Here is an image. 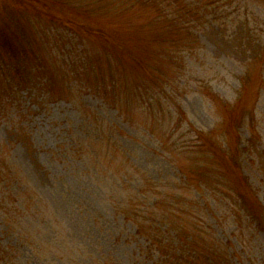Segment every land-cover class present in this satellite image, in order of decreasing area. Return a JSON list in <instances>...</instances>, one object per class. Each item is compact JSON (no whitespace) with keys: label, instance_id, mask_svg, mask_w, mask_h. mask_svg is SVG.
Returning <instances> with one entry per match:
<instances>
[{"label":"rangeland","instance_id":"374dc122","mask_svg":"<svg viewBox=\"0 0 264 264\" xmlns=\"http://www.w3.org/2000/svg\"><path fill=\"white\" fill-rule=\"evenodd\" d=\"M66 1L73 5L74 0ZM66 1L59 6L49 3L46 10L62 15L65 21L53 22L47 20V15H39L47 18L43 20L32 12L34 0H0V202L16 201L20 182L30 184L66 221L72 237L85 249L82 254L87 259L67 261L66 253L56 245H49L33 256L32 251L20 244V231L6 230L0 220L3 242L13 247L24 262L33 264H90L94 256L105 258L109 264H152L150 255L142 254L144 240L135 235L134 221L128 222L116 210L115 196L110 191L104 194L99 179L96 183L83 174L88 168L84 154L87 150L84 148L82 155L70 158L74 141L81 136L89 137L91 127L100 124L105 136L97 147L100 154L95 165L99 169L124 174L131 168L135 175L144 177L143 182L149 183L174 177L178 169L188 174L203 163L209 173L203 182H198L203 186L214 180L226 182L223 188L230 191L238 188L231 172L214 163L228 167L232 160L240 158L241 172L252 186L254 199L264 208L261 62L247 69L255 81L252 88L256 89L246 97V106L248 111L255 106L257 121H250L251 114L246 111L238 131L240 140L252 137L249 155L244 156L241 150L232 152L235 143L231 144L229 154L223 150V143L237 140L234 125L238 117H231L227 103L238 102L239 93L235 91L245 69L243 60L246 62L235 40L227 38L232 32L229 22L238 15V28L245 26V13L248 14L250 25L243 28L246 40L264 42V14H255L259 13V6L264 7V0H247L248 7L242 5L233 17L222 21L216 19L234 12L238 3L206 19L198 15L197 28L190 38L146 41L149 46L142 50L152 60V68L143 75L124 64L123 68L114 65L113 56L106 54L95 37L85 31L80 35L81 30L71 25L75 24L76 20H70L75 13L66 7ZM110 1L120 6L127 0ZM113 17L111 13L92 22L100 24L109 19L110 24L116 23ZM139 17L142 13L132 23H137ZM142 32L152 37L158 30L144 28ZM241 37L242 34L237 40ZM147 87L156 89L160 99L159 95L144 103L141 97L152 91ZM163 95L168 99H163ZM169 109L173 118L167 113ZM188 130L191 134L184 137L182 134ZM110 132L113 142L108 141ZM24 135L29 143L22 141ZM197 137L207 143V150H193L197 152L192 154L197 155L194 160L175 151L174 142L178 146ZM215 152L225 156H214ZM204 201L207 208L199 212V219L195 215L197 206L188 222L172 218L183 229L182 234L188 230L192 236L188 241L203 251L205 256L195 264H212V258L214 263L217 259L225 264H264V233L243 211L239 212L238 205L217 195L213 199L209 195ZM185 208L190 209L188 203ZM242 215V221L236 218ZM51 235L43 233L46 240Z\"/></svg>","mask_w":264,"mask_h":264},{"label":"trees","instance_id":"16d2710c","mask_svg":"<svg viewBox=\"0 0 264 264\" xmlns=\"http://www.w3.org/2000/svg\"><path fill=\"white\" fill-rule=\"evenodd\" d=\"M63 1L66 0H34L32 3V6H34L32 12L35 15L37 14L39 19H47L40 18L39 16L47 15L49 17L47 20L49 21L65 22L62 15L56 16L46 10V8H50L49 3L53 6H59L64 3ZM245 1L247 0H127L120 6H116L110 0H74L73 5L68 1L65 4L66 7H71V10L75 13V15L73 14L74 18L70 20L76 21L75 24L73 22L71 25L81 30L80 32L77 29L80 35L85 31L90 37H95V40L102 46L106 54L113 56L112 61L114 65L118 64L123 68L124 64V66L131 67L134 72H139L143 75L148 73L149 68H152V60L146 57L145 50H142V48L149 46L147 42H164L169 40L170 37L172 41L177 40L178 37L190 38V35L197 28V23L195 22L197 21L196 17L198 15H202L206 19L210 14L227 11L238 3L239 6L234 12L216 19L217 21H222L231 16L233 17L235 12L241 9L242 5L248 7ZM261 7L259 6V13H255L257 16H260L258 14H264ZM77 11L79 12L77 13ZM64 12L62 13L65 14ZM111 13L114 14L112 19L116 23L110 24L111 21L109 19L100 24L92 22L99 21L107 15L110 16ZM140 13H142V17L137 19V23H132L134 17ZM245 15L246 18L243 22L245 26L238 28L236 24L239 21L238 15H235L229 22V24H232V32L228 34L227 38L235 40L234 42L242 50L241 53L246 56V62L243 60L245 69L242 76L239 77L240 83L238 84L237 91H235L239 93L238 102L236 104L233 101V103H227L230 106L229 112L231 117H238L237 123L234 125L237 140H233L231 136L232 143H223V150L227 151V154H229L228 150L232 148L231 144L235 143L232 152L241 150L244 152V156L248 154L249 148L252 147V137L245 138V140L241 137L240 140L241 132H238L246 111L251 114L249 116L250 121H257L255 106L253 111H248L246 106V97L254 92L253 89H256L252 88V83L255 81H252L247 69L253 63L257 64L261 62L264 65V59L262 58L264 56V42L260 39L255 42L246 40L248 37L243 28L249 26L250 22L248 14L245 13ZM144 28L157 29L158 32L152 34V37H147V34L142 35V29ZM241 34L243 37L237 40ZM139 50L143 51V53H138ZM156 56L154 55V57ZM148 89L151 91L153 88ZM158 96L160 99L161 94L154 89L151 93L146 92V95L144 97L142 96L141 100L148 104ZM163 99L167 100V95H163ZM167 113L170 114L171 118L174 117L172 110L169 109ZM92 127L89 137L81 136L78 140L74 141L71 147L70 158H76L82 155L80 153L84 148L87 150L84 154L86 155L85 162L88 168H86L83 174L90 176L96 183L99 179L103 185L101 190L104 191V194L110 191V194L115 196L117 201V204L114 203L116 210L121 212L128 222H131V220L134 221L136 226L135 235L144 240V245L141 248L142 254L150 255L152 264H195V262L200 261V257L205 256L203 251L196 249L194 243L188 241V238H192L187 232L188 230L186 229L185 233L182 234L183 229L176 225L172 221V218L188 222V217L191 220L194 217L193 208L197 206L195 215L199 219V212L207 208V203L204 200L209 195L211 199H213V195H217L225 201L232 200L233 205H238L240 208L239 212L243 211L253 221L255 227L264 233V208L254 199L252 189H250L251 185L241 172L240 158L236 162L232 160L231 165L228 167L219 162L214 163L222 166L224 169H229L231 172L238 188H232L230 191L223 188L226 182L214 180L213 183L204 186L198 182H203L202 179L205 177V174L209 173L208 168L203 163V166L198 163L193 172L188 173L189 175L184 170L178 169V173L174 177L159 178L157 181L150 180L149 183L148 181L143 182L144 177L140 175L142 177L141 179L138 175H135L131 168L126 169L127 172L124 174L120 172L117 174L103 170L104 168L99 169L95 165L97 163L96 157L100 154L97 147L101 141H104L105 131L102 128V124ZM187 134H191L189 130L182 135L185 137ZM107 136H109L108 141L113 142V134L110 132ZM22 139V141L29 143V139L25 135ZM203 143L197 137L191 142L182 141L178 146L174 142V146L175 151L176 149L180 151L179 155H185L194 160L197 155L192 156V154L197 152H193V150H201V148L202 151L207 150V143ZM219 150L222 151L220 147ZM111 155L113 159H117L114 153ZM221 155L225 156L223 153H214V156ZM196 161L199 162V160ZM95 166L97 169H95ZM226 176L229 179V176ZM190 183L194 186L195 191ZM186 190L187 196L185 194ZM194 193L195 195L193 197H189V194ZM16 195H18L16 201L1 200L0 220L6 230L12 231L16 229L20 231V244L32 251L33 256L43 251L49 245H56L66 253L65 258L67 261L74 263L76 261L80 262L82 259H87V255L85 257L82 254L85 249L82 248L77 238L74 239L72 237L66 221L51 209L47 201L36 193L30 184L26 183L23 185V182H20V187ZM192 201H195V203H192ZM187 203L190 208L188 210L185 208V204ZM233 212L235 214L238 211L235 212L233 210ZM236 218L242 221L244 216H236ZM193 229H196V227L193 226ZM45 232L48 234L51 232L50 240L44 238L43 233ZM3 241L0 238V264H33L24 262L16 254L14 248L6 245ZM94 257H92L90 264H109L103 257ZM210 262L212 264H225V262H219L217 259L214 263L213 258Z\"/></svg>","mask_w":264,"mask_h":264}]
</instances>
